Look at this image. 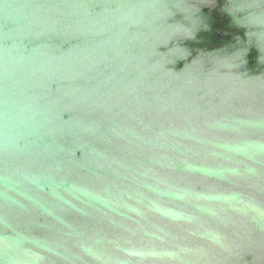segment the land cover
Wrapping results in <instances>:
<instances>
[{
    "label": "water",
    "instance_id": "obj_1",
    "mask_svg": "<svg viewBox=\"0 0 264 264\" xmlns=\"http://www.w3.org/2000/svg\"><path fill=\"white\" fill-rule=\"evenodd\" d=\"M0 264H264V0H0Z\"/></svg>",
    "mask_w": 264,
    "mask_h": 264
}]
</instances>
